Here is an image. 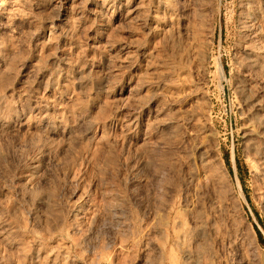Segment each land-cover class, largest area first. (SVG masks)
Here are the masks:
<instances>
[{"label": "rangeland", "instance_id": "rangeland-1", "mask_svg": "<svg viewBox=\"0 0 264 264\" xmlns=\"http://www.w3.org/2000/svg\"><path fill=\"white\" fill-rule=\"evenodd\" d=\"M0 264H264V0H0Z\"/></svg>", "mask_w": 264, "mask_h": 264}, {"label": "bare ground", "instance_id": "bare-ground-1", "mask_svg": "<svg viewBox=\"0 0 264 264\" xmlns=\"http://www.w3.org/2000/svg\"><path fill=\"white\" fill-rule=\"evenodd\" d=\"M256 170H257V169H256ZM259 171H260V170H259ZM178 218H179V217H178ZM178 218H177V219H178ZM176 224H177V223H176ZM179 230H180V229H179ZM187 231H188V230H187ZM178 232H179V231H178ZM181 234H183V233H181ZM180 236H181V235H180ZM175 241H176V239H175ZM171 254H172V253H171ZM172 258H173V257H172ZM174 258H175V257H174ZM174 260H175V259H174Z\"/></svg>", "mask_w": 264, "mask_h": 264}]
</instances>
